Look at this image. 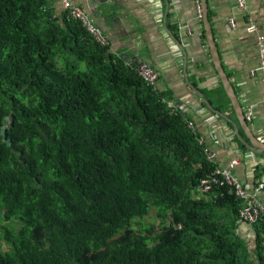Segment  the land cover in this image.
Returning a JSON list of instances; mask_svg holds the SVG:
<instances>
[{"label": "trees", "instance_id": "trees-1", "mask_svg": "<svg viewBox=\"0 0 264 264\" xmlns=\"http://www.w3.org/2000/svg\"><path fill=\"white\" fill-rule=\"evenodd\" d=\"M137 67L48 0H0V264H264V221L251 248L243 201L200 189L216 163Z\"/></svg>", "mask_w": 264, "mask_h": 264}, {"label": "crops", "instance_id": "crops-1", "mask_svg": "<svg viewBox=\"0 0 264 264\" xmlns=\"http://www.w3.org/2000/svg\"><path fill=\"white\" fill-rule=\"evenodd\" d=\"M205 1L223 72L233 85L249 132L241 128L232 104L222 98L226 95L205 37L200 0V10L195 0H77V4L101 28L113 54L126 64L146 63L157 71V89L189 120L219 169L230 170L247 190L263 184L258 197L264 204V155L246 147L256 141L264 145V81L255 71L258 36H264V0H245L244 8L237 0ZM48 5L55 15L65 13L58 0H48ZM239 231L249 243L254 241L251 227L241 224Z\"/></svg>", "mask_w": 264, "mask_h": 264}, {"label": "built area", "instance_id": "built-area-1", "mask_svg": "<svg viewBox=\"0 0 264 264\" xmlns=\"http://www.w3.org/2000/svg\"><path fill=\"white\" fill-rule=\"evenodd\" d=\"M62 3L65 12L69 15L70 18L81 22L87 31L103 46H108V40L102 32L101 28L94 24L90 19L89 15L86 11L82 10L81 7L77 4V0H58ZM240 7H245V0H237ZM198 10L199 4L198 0H195ZM200 12V11H199ZM234 26L235 24L232 23ZM258 53H259V65L255 69V71L260 72L263 75L264 81V36H258ZM252 71V74L255 72ZM137 73L139 76L150 86L156 89L159 81V76L157 71L150 65L146 63H142L137 67ZM264 107V101H263ZM170 107H173L172 104H169ZM249 121V116L247 117ZM188 129L193 131V126L189 122L187 125ZM198 144L203 145V140L201 138L198 139ZM206 159L209 162L214 163V154H210L206 151ZM232 165L237 164V161H232ZM215 176L210 177L201 181L200 189L203 192H207L211 190L212 187L220 186L227 187L232 192H234L235 196L243 201V207L240 212V219L242 223L251 227L257 221L262 219L264 221V204L258 197L259 191L263 189V184H259L255 189L247 190L243 187V184L237 179L236 176L232 174L230 170H221L216 167ZM262 217V218H261ZM264 239V235H263ZM264 245V240H263Z\"/></svg>", "mask_w": 264, "mask_h": 264}, {"label": "water", "instance_id": "water-1", "mask_svg": "<svg viewBox=\"0 0 264 264\" xmlns=\"http://www.w3.org/2000/svg\"><path fill=\"white\" fill-rule=\"evenodd\" d=\"M200 2H201V9H202V15H203V25H204V30H205V37L207 40V44L209 47V51L211 54L213 65L215 67V70L218 74L220 83L222 85V89H223L227 99H229L231 101V104H232L233 109L236 113V116L239 120L241 128H243L246 132H249V126H248V123H247L246 118L244 116V113L242 111V107L240 106V103H239V101L235 95L233 85L231 84L229 78H227L225 73L223 72L221 62H220V59H219L218 54H217V49H216L214 42H213L211 30H210L209 23L207 20V4H206V1L200 0ZM192 90L196 94H198L194 89H192ZM198 97L202 99V96L199 94H198ZM203 102L209 110L214 112L206 101H203ZM216 114L219 115L221 118L226 119L222 114L217 113V112H216ZM4 128L5 127H2V130H4ZM235 128H236V131L238 132L237 127H235ZM241 141L244 143L243 140H241ZM256 145H258V146H256ZM256 145L253 143H250V145L249 146L246 145V147L250 152L253 151L252 153H254L256 155H264V145L259 144V142H257V141H256ZM258 150H262V151L259 152Z\"/></svg>", "mask_w": 264, "mask_h": 264}, {"label": "rangeland", "instance_id": "rangeland-1", "mask_svg": "<svg viewBox=\"0 0 264 264\" xmlns=\"http://www.w3.org/2000/svg\"><path fill=\"white\" fill-rule=\"evenodd\" d=\"M83 67H84V64L81 65V68H83ZM144 222L145 223L159 222V220H157L156 209H154V208L151 209L149 215L144 219ZM249 246L252 248L253 242L249 243Z\"/></svg>", "mask_w": 264, "mask_h": 264}]
</instances>
